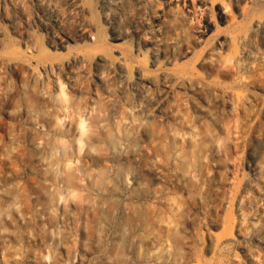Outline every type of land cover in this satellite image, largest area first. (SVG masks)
Returning <instances> with one entry per match:
<instances>
[{
	"label": "bare ground",
	"instance_id": "1",
	"mask_svg": "<svg viewBox=\"0 0 264 264\" xmlns=\"http://www.w3.org/2000/svg\"><path fill=\"white\" fill-rule=\"evenodd\" d=\"M91 2L0 0V37L24 46L22 56L0 53L10 71L0 103V220L21 198L34 199L59 213L63 228L72 224L75 241L64 248L58 222L50 232L40 224L26 235L41 251L16 264H49L51 243L65 249L60 264H191L196 245L211 237L200 238L197 229L211 227L214 187L230 166L231 97L240 109L250 102L235 89L264 57V12L252 16L230 59L208 45L189 66L204 31L194 0ZM249 2L200 0L203 10L236 14ZM36 32L51 55L33 42ZM229 78L233 85L225 86ZM19 94L25 101L7 112ZM241 157L247 172L240 196L264 185V125ZM14 215L21 223L24 216ZM235 215L233 238L256 262L250 243L264 249V234L241 233L239 197ZM5 250L13 259L20 254L0 227V257Z\"/></svg>",
	"mask_w": 264,
	"mask_h": 264
},
{
	"label": "rangeland",
	"instance_id": "2",
	"mask_svg": "<svg viewBox=\"0 0 264 264\" xmlns=\"http://www.w3.org/2000/svg\"><path fill=\"white\" fill-rule=\"evenodd\" d=\"M217 1V0H209ZM162 3V2H161ZM198 9L196 23L203 28V33H197V43L194 48V53L187 60L186 64L192 66L193 60L199 55L201 50L208 45H216L219 47L224 56L230 59L238 50V36L240 33L249 30L251 18L254 15H259L264 12V0H250L244 6V10L240 14L220 8V6L212 7L203 10L204 6L199 1L194 0ZM88 6H93L91 0H86ZM163 4V3H162ZM182 8L181 5H178ZM98 21L97 17H94ZM130 20H126L123 24L128 25ZM33 42L37 45L41 54L44 56L51 55L45 50L44 34L36 32L33 36ZM125 50L132 49L130 42L123 43ZM24 46L19 45L13 36L0 37V53L10 56H22ZM241 78L243 79L242 86L235 89L238 94L251 95L250 102L239 108L235 95L231 97L232 108L229 116L226 118L229 124V136L226 142L228 147L229 169L223 173L224 177L221 182L215 185V197L217 205L212 213L213 223L209 229H197L198 236L205 238L208 232L211 233L210 239L201 241L196 245L195 253L191 256V264H262L264 257V249L256 243H250V250L255 254L256 262L248 260L246 257V244L240 240H235V201L239 197L240 207L244 213V218L240 224L241 233H249L256 231L258 234H264V185L257 190H247L240 196L241 178L247 169L244 167V162L241 156L250 143L252 133L259 130L264 125V113L261 111L264 103V57L254 60L250 66L243 71ZM10 71L0 63V103L7 91V85L10 82ZM20 82L28 85L25 73L18 76ZM234 79V76H233ZM233 79L226 80L225 86H232ZM25 97L17 95L13 104L9 106L7 112H12L15 104H22ZM8 126L13 127L15 124L9 118ZM29 180V179H27ZM26 180V181H27ZM27 189V187H24ZM9 210L6 212L7 217L0 220V227H4L9 231L12 241L16 243L20 254L16 259L10 257L7 250L0 257V264H16L17 259L21 263L28 254L40 252L41 246L36 238L31 235H26V230L31 234L37 233V227L42 224L48 232L51 222L54 220L63 230L64 248L73 246L75 241L69 237V232L72 229V224H68L65 228L61 225L59 213H48L44 210L42 204L30 198H21L16 204L15 213ZM24 216L22 222L17 224L13 217L16 214ZM260 215V216H258ZM4 220V221H3ZM54 250L52 243L50 244V252L48 254L49 264H60L64 258L65 249Z\"/></svg>",
	"mask_w": 264,
	"mask_h": 264
}]
</instances>
